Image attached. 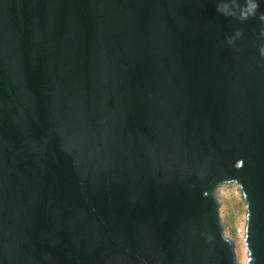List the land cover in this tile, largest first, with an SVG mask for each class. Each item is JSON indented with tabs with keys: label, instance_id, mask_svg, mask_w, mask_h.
<instances>
[{
	"label": "water",
	"instance_id": "95a60500",
	"mask_svg": "<svg viewBox=\"0 0 264 264\" xmlns=\"http://www.w3.org/2000/svg\"><path fill=\"white\" fill-rule=\"evenodd\" d=\"M264 264V0H0V264Z\"/></svg>",
	"mask_w": 264,
	"mask_h": 264
},
{
	"label": "rangeland",
	"instance_id": "374dc122",
	"mask_svg": "<svg viewBox=\"0 0 264 264\" xmlns=\"http://www.w3.org/2000/svg\"><path fill=\"white\" fill-rule=\"evenodd\" d=\"M216 198L219 203L220 220L228 225L224 235L234 244L236 263L245 264L246 251L243 244L245 204L239 189L234 184L225 185L217 190ZM230 229H234L231 238L229 237Z\"/></svg>",
	"mask_w": 264,
	"mask_h": 264
},
{
	"label": "trees",
	"instance_id": "16d2710c",
	"mask_svg": "<svg viewBox=\"0 0 264 264\" xmlns=\"http://www.w3.org/2000/svg\"><path fill=\"white\" fill-rule=\"evenodd\" d=\"M221 223H222V226H223V230H226L228 225L225 222H221ZM233 234H234V229H230L229 230V237L231 238L233 236Z\"/></svg>",
	"mask_w": 264,
	"mask_h": 264
}]
</instances>
